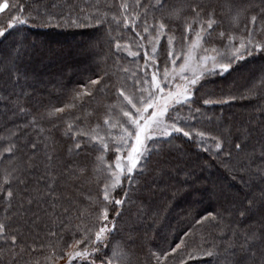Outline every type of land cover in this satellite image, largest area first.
<instances>
[{
    "label": "trees",
    "instance_id": "16d2710c",
    "mask_svg": "<svg viewBox=\"0 0 264 264\" xmlns=\"http://www.w3.org/2000/svg\"><path fill=\"white\" fill-rule=\"evenodd\" d=\"M111 2L113 0H25L26 4L32 5V16L45 11L65 16L71 12L74 16L80 15L82 26L38 27L29 23L14 30V35L7 40H0V61H3L0 63V113L6 111V100L15 101V97H9V93L13 89L17 93L21 91L14 84L18 73L12 61L5 60L8 51L13 49L12 41L17 40L24 41L29 50V54L24 56L20 64V71L27 74L23 91L32 99H25L21 103L33 115L36 114L33 105L37 100L45 106L41 111L62 107L69 102L72 90L80 87L82 83L86 85L89 78L95 79L97 75H103L104 71L109 73V89H105L103 94H96L93 100L85 104L82 111H76V115L83 120L80 124L81 130L87 131L94 125L96 118L103 115L102 106L114 103L115 87L112 86H118L125 81L124 69L129 70L126 86L131 88V74L136 65V61L128 55L129 49L122 48L118 52L114 44L110 43L111 37L120 34L112 30L115 25L97 26L94 21L84 23L85 15L89 12L95 14L97 3L101 5L103 12V5ZM148 2L155 3V0ZM197 2L206 8L209 5L216 6L218 17H225L217 31L228 26V14L221 13V4L232 2L238 6H248L250 14L258 17L261 9H264V0ZM26 11L29 10L26 8ZM123 35L128 39L132 33L125 32ZM176 36H180L179 30L176 31ZM128 43L132 44L130 39ZM19 46L17 44L15 47ZM217 46L223 47L219 44ZM131 50H136L134 45ZM206 80L203 98L222 101L235 96L236 99L228 100L227 103L214 102L207 106L198 101L193 107L200 108L201 112L197 114L195 121L189 119L191 113L187 108L174 115L188 121L194 131H205L213 136L230 133L229 140L234 142H240L244 138L242 133L247 130L251 134L250 144H255L259 152L258 141L264 132V53L256 52L252 56H246L244 60L233 65L230 74L207 77ZM98 108L101 109L100 112L96 111ZM30 120L31 117H13L9 114L6 119L4 115H0V149L7 146V142L12 139L11 133L17 130V126L24 127ZM71 122L74 121L67 116L64 121H43L39 124L42 131L30 130L28 137L24 138V142L31 138L37 143L38 149L35 152L24 149L15 158L0 156V177L13 164L26 168L24 181L27 187L14 185L18 193L13 201L14 205L20 201L25 191L35 196L38 191L48 192L49 186L55 187L58 200L54 210L49 207L53 203L49 199L47 203L42 200L39 208L33 203L31 211L27 214L21 213L22 219L12 224L9 230L21 233L23 242L18 237V244L24 251L10 250L12 246L0 240V264H33L35 261H39V264H66V256L57 261H46L45 257L49 253L47 248H40V243L48 242L50 232H56L57 238L66 234L67 230L61 229L62 220L69 221L68 226L71 228L79 225L95 230L99 226L93 211L101 194L102 180L94 170L97 153L91 150V145L79 152L74 149L73 138L67 134L64 126ZM74 139L79 141L80 137ZM80 142L87 143L86 140ZM203 146L212 147L211 141ZM169 148L171 154L166 157L152 156L145 170V177L130 189L131 200L118 209L121 216L116 217L111 206L109 207V217L115 221L116 230L109 237L111 244L97 253L101 258L110 256L113 249L119 246L130 264H156L151 253H159L162 249L169 250L175 243L183 240L189 246L188 251L194 254L189 258L181 250L175 254L170 252L167 264H180V256H183L184 264H225L224 248L241 242L239 236L234 234L235 230L247 225L259 227V217L240 218L235 213V208L245 202L246 194L260 196L261 187L264 185L260 184L258 177L254 178L255 183L250 190L241 182L239 175L230 172L225 158L216 156L214 148L211 152L201 151L196 143L183 137L174 139L170 146H165L166 153ZM105 158L111 160L113 153H106ZM165 171L170 175L165 174ZM65 208L69 210L68 213H64ZM225 208L233 210L225 212ZM207 212L223 214L219 227L207 221L197 223ZM33 213L36 214L34 222ZM3 219L4 205L0 201V220ZM233 221L237 223L234 224ZM229 227L233 228L232 232ZM34 241L35 251L29 252L28 246L33 245ZM213 243L221 255L205 256L202 249L210 248ZM181 248H184L183 244ZM97 264H100L99 260Z\"/></svg>",
    "mask_w": 264,
    "mask_h": 264
},
{
    "label": "snow or ice",
    "instance_id": "6c2138e0",
    "mask_svg": "<svg viewBox=\"0 0 264 264\" xmlns=\"http://www.w3.org/2000/svg\"><path fill=\"white\" fill-rule=\"evenodd\" d=\"M103 7L105 11L101 12V5L97 3L95 14L89 12L85 15L84 23L94 21L97 26L115 25L112 30L120 34L111 37L110 43L114 44L118 52L122 48L129 49L128 55L136 61V65L131 74V88L126 86L129 70L124 69L125 81L118 86H112L115 87L114 103L102 106V117L98 116L97 122L87 131L81 130L80 124L83 120L76 115V111H82L85 104L93 100L96 94H103L105 89H109L108 80L111 77L107 71L103 75H97L95 79L89 78L86 85L82 83L80 87L72 90L69 102L62 107L41 111L45 106L37 100L33 105L36 114L33 115L21 103L25 99H32L23 91L27 74L20 71L24 56L29 54L28 47L24 41L13 40V49L5 57V60L12 61L18 73L14 84L21 91L17 93L13 89L9 93V97H15V101L6 100V111L0 115H4L6 119L10 114L13 117H31V120L24 127L17 126V130L11 133L12 139L7 142V146L0 149V156L11 159L24 149L35 152L38 149L36 142L31 138L24 142L29 131H42L39 128L41 122L64 121L67 116L74 121L64 125L67 134L73 138L74 149L79 152L91 145V150L97 153L94 170L102 177L101 194L93 209L99 226L95 230L79 225L71 228L68 226L69 221L62 220L61 229H66V234L57 238L56 232H50L48 242L40 243L41 249L48 250L46 261H57L66 256V264H97V260L100 264H130L119 246L113 249L110 256L101 258L97 255L101 249L111 244L109 237L116 230L115 221L109 217V207L111 206L116 217L122 215L118 209L131 200L130 189L145 177V170L152 156L170 155L171 149L166 153L165 146H170L174 139L183 137L196 143L204 152H211L214 148L216 156L225 158L230 172L239 175L248 189L251 190L256 177L264 185V132L258 141L257 152V146L250 144L251 134L247 130L242 133L244 138L240 142H234L229 140L230 133L213 136L205 131H194L188 121L174 115L187 108L191 113L189 119L195 121L197 114L201 112L200 108L193 107L198 101L207 106L214 102L227 103L228 100L236 99L235 96L222 101L203 98L206 78L230 74L233 65L244 60L246 56H252L256 52L264 53V9H261L258 17L250 14L248 6H238L232 2L221 4V13L228 14V26L217 31L225 17H218L216 6L209 5L206 8L197 0H155V3L148 0H113ZM31 8L32 5L26 4L25 0H12L11 3L9 0H0V17H4L0 19V40H7L14 35V30L29 23L38 27L82 26L80 15L74 16L69 12L65 16L45 11L32 16ZM177 30L180 31L179 37L176 36ZM125 32L132 33L128 38L131 45L123 35ZM24 39L26 41L27 37ZM17 44L20 45L19 48L15 47ZM218 44L223 47H218ZM133 45L135 51L131 50ZM140 60L142 63H139ZM96 111L100 112L101 109ZM77 136L80 137L79 141L74 139ZM84 140L87 143L82 144L80 141ZM208 141H211L212 147L203 146ZM110 151L113 158L108 160L105 154ZM25 172L26 168L13 164L0 177V201H3L5 211V219L0 220V240L11 245L10 250L18 252L24 251L18 244V237L22 243L23 236L17 230L10 231L11 225L22 219L21 213L27 214L31 211L33 203L39 208L42 200L47 203L50 199L53 203L49 207L53 210L58 203L55 187L49 186L48 192L38 191L35 196L25 191L20 201L14 205L13 201L18 196L14 185H25ZM165 174L170 175L167 171ZM260 191V196L246 194L245 202L235 208V213L240 218L259 217V227L247 225L235 230L234 234L239 236L241 242L224 248L225 264H264V187ZM232 210L225 208V212ZM63 211L68 213L69 210L65 208ZM35 217L36 214L33 213V222ZM222 219L223 214L220 212H207L197 223L207 221L219 227ZM233 223L236 224L237 221ZM229 231L232 232L233 228L229 227ZM34 245L35 241L28 246L29 252L35 251ZM188 248V244L180 240L169 250L162 249L159 253H151V257L156 264H167L170 252L175 254L181 250L191 258L194 253L188 251ZM216 249L217 246L213 243L210 248L202 251L209 257L221 255ZM179 260L180 264H184L183 256ZM33 264H39V261Z\"/></svg>",
    "mask_w": 264,
    "mask_h": 264
},
{
    "label": "rangeland",
    "instance_id": "374dc122",
    "mask_svg": "<svg viewBox=\"0 0 264 264\" xmlns=\"http://www.w3.org/2000/svg\"><path fill=\"white\" fill-rule=\"evenodd\" d=\"M77 61V60H76ZM67 262V261H66Z\"/></svg>",
    "mask_w": 264,
    "mask_h": 264
}]
</instances>
